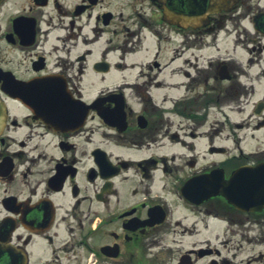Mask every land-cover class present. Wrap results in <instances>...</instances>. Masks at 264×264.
I'll return each instance as SVG.
<instances>
[{"label": "flooded vegetation", "instance_id": "1", "mask_svg": "<svg viewBox=\"0 0 264 264\" xmlns=\"http://www.w3.org/2000/svg\"><path fill=\"white\" fill-rule=\"evenodd\" d=\"M226 2L0 0V264H264V0Z\"/></svg>", "mask_w": 264, "mask_h": 264}, {"label": "water", "instance_id": "2", "mask_svg": "<svg viewBox=\"0 0 264 264\" xmlns=\"http://www.w3.org/2000/svg\"><path fill=\"white\" fill-rule=\"evenodd\" d=\"M227 0H164V11L166 21L174 24L177 21L182 27H196L203 25L207 16L212 12H217L227 5ZM180 3L182 11L179 13L173 10L172 4ZM171 5V9L169 8ZM4 107L0 103V132L4 123Z\"/></svg>", "mask_w": 264, "mask_h": 264}, {"label": "rangeland", "instance_id": "3", "mask_svg": "<svg viewBox=\"0 0 264 264\" xmlns=\"http://www.w3.org/2000/svg\"><path fill=\"white\" fill-rule=\"evenodd\" d=\"M186 39H188V37L183 36V45H184V41H185ZM201 39L203 40V43L198 44V46H199V45H203V46L206 45V42H205L206 39H205V37H202ZM192 40H193V39H192ZM192 40L190 39L187 43L190 44V45L193 44V41H192Z\"/></svg>", "mask_w": 264, "mask_h": 264}]
</instances>
